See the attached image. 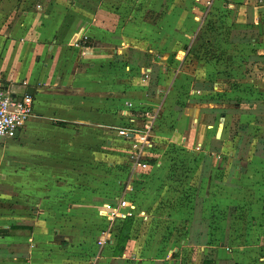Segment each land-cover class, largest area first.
<instances>
[{
  "label": "crops",
  "instance_id": "obj_1",
  "mask_svg": "<svg viewBox=\"0 0 264 264\" xmlns=\"http://www.w3.org/2000/svg\"><path fill=\"white\" fill-rule=\"evenodd\" d=\"M212 18L226 27H196ZM82 34L88 37L85 47H73ZM263 51L264 0H0V84L16 97L28 90L33 100L32 116L18 135L0 138V264H85L95 256V264H183L179 258L193 249L204 255L212 231L204 209L223 196L213 189L219 185L238 195L240 186L228 183L234 184L236 171L246 172L239 164L252 157L264 162V145H257L264 137ZM117 57L144 69L149 82L158 69L154 98L146 89L136 94L130 83L123 95L160 117L167 108L172 112L173 120L158 134L184 148L187 161L202 157L203 180L191 197L173 205L187 208L181 218L132 212L129 237L119 247L121 219L109 220L100 211L117 206L123 194L101 196L87 174L69 168L79 136L98 127L100 113L114 106V92H102L108 82L100 76ZM146 78L137 77L143 83ZM233 115L230 138L226 125ZM238 122H248L252 137L240 156ZM212 144L219 147L216 154H208ZM223 158L221 178L213 169L206 173L210 162L221 169ZM100 220L108 226L99 229ZM168 221L175 227L164 239L160 225ZM227 223L225 213L218 248L225 245L229 252L235 248L227 246ZM105 231L109 239L98 246ZM261 244L250 247L260 252Z\"/></svg>",
  "mask_w": 264,
  "mask_h": 264
},
{
  "label": "rangeland",
  "instance_id": "obj_2",
  "mask_svg": "<svg viewBox=\"0 0 264 264\" xmlns=\"http://www.w3.org/2000/svg\"><path fill=\"white\" fill-rule=\"evenodd\" d=\"M19 13L16 12L14 14V19L19 17ZM196 27L226 26L225 24L219 23L217 19L212 18L203 23L200 21L198 26L196 24ZM113 63L114 65L111 66L112 70H107L108 74L102 72L100 78H106L108 82L106 83L108 89L105 91L102 90V92L105 94H108L107 91L111 90L114 92V106L108 108L109 110L105 114L100 113V121L102 122L98 127L86 128L82 132V135L80 134L81 136L79 138L82 139L70 151L72 158L69 163V168L80 172L79 174H87L89 179H91L90 184L95 186V191L100 190L99 193L101 196L105 195L106 197L108 193L110 195L125 193L127 198L129 197L128 200L133 203V213L139 214L141 210H145L147 213L150 211L152 214L154 213L161 217L170 213L181 218L185 214L187 215V208L185 210L178 209L180 214L184 212V215H180L173 205L178 200H187V197H191L193 194L192 188L196 184L200 185L203 182V180L201 181L198 178V169L202 165V157L197 154L187 161L184 148L175 145L174 142H167V139L164 138L165 136L158 134L161 130H164L162 125L166 128L173 120V114L167 108L165 115L162 114L160 117L158 113L155 116L152 128L148 133V139L153 144L152 148H146L143 152V157L148 166L139 173L132 175L128 182L131 162L130 156L135 152L132 145L138 144V136L143 134L146 123V119L144 116H141V113L144 111H153V109L140 106V102L136 103V105L133 104L131 108L128 107L127 109L126 103L129 102V99L123 95V89L129 87L130 83L133 87L131 88L135 90L136 94L146 89L149 92L148 97L154 98L153 92L158 85L156 80L158 79V69L153 70V80L149 82L148 78H146L147 72L138 67L135 62L128 64L124 59L117 57L113 59ZM125 74H128V78L123 77ZM140 75L147 79L146 83L137 79ZM115 81H119L120 85L114 84ZM133 99L135 98L133 97ZM130 118H133L134 121L131 122ZM236 120L237 115H233L227 119L226 128L230 138L234 136L233 132L236 126ZM121 130L130 131L128 138H125L124 134L120 133ZM199 147L200 145H197L195 151H198L197 149ZM224 160L225 158L219 160L221 169H214L213 166L211 168V162L207 164L208 170L206 173H209V171L211 173L212 170L210 169H213L212 172H214L215 178H221V173L224 170L223 166L226 163ZM157 162H160V165L157 166ZM242 162L239 165L245 168L247 167L246 172L241 174L236 171L232 177L233 185L235 186L227 182L230 185L229 188L236 187L234 189H237L240 186L241 192L238 195L231 196L233 194L228 188L225 189L222 187V189H218L219 185H217V188H214L212 192H215L218 195L217 197L223 196L221 198L219 197L217 203H213L204 209V213L211 218L212 231L209 237L210 244L212 246H219L222 237L220 233H222L223 218L225 213L227 214L229 211L227 205L232 204L237 207L228 225V230L231 232V239H229L230 243L227 245L235 249L228 252L225 249V245H223V248L219 247L218 254L220 256L222 255V257L214 262V264H264V260L261 261L258 259L259 256H264V197H262L264 191H261L260 196H255L254 194L255 187L261 186L264 181L262 177L264 162H260L257 157H252ZM214 163L216 162L214 161ZM205 182L207 183V180ZM127 185H130L129 190L125 189ZM141 187L144 190L140 191L142 189ZM146 188L149 189L146 191ZM197 194H203V192H197ZM112 207L116 206L114 205ZM253 219H257V224L259 225L253 226L251 224ZM99 224V229H104L108 226L106 225V220H100ZM160 226L165 239L167 238V233L171 228L175 227V224L168 221L167 223L162 222ZM179 226L182 227L181 224ZM143 227L142 225L141 228ZM155 227L156 225H152L148 229L154 230ZM233 236L239 238L237 239V237L234 238ZM258 236H263L262 240H258ZM251 243L258 245L262 243L261 245L263 246L260 252H253V249H258L259 246L250 247ZM240 246L244 249H239ZM192 251V255L189 257L184 256L180 259L177 256V260L179 258L178 263L201 264L202 252L196 249ZM187 258H189V262L184 260ZM233 259L236 260V263H233Z\"/></svg>",
  "mask_w": 264,
  "mask_h": 264
},
{
  "label": "built area",
  "instance_id": "obj_3",
  "mask_svg": "<svg viewBox=\"0 0 264 264\" xmlns=\"http://www.w3.org/2000/svg\"><path fill=\"white\" fill-rule=\"evenodd\" d=\"M208 3H210V0H208ZM87 41L88 37L82 34L78 36L71 45L75 48H83L87 44ZM126 105L127 107H132V103L130 102H127ZM32 106L33 100L30 94H25L21 97L13 96L8 88H5L0 84V138H15L25 126L27 120L32 116ZM156 115L157 113L152 111H144L141 113V116L145 117L146 123L144 125L143 134L138 136V144L132 145L135 152L130 156L131 162L128 182L132 175L139 173L148 166L143 157V152L146 148L153 147L152 142L148 139V133L152 128ZM130 121L133 122L134 119L130 118ZM120 133L124 134L125 138H128L130 131L121 130ZM129 188L130 185L125 187L126 190H129ZM133 208V204L127 199V196L124 193L123 196L119 198L116 207L111 208L109 205H105V208L100 212L109 220H112L113 218L123 219L126 216L131 215ZM140 215L143 216V213ZM105 232L106 233H103V235L96 241L98 246H102L109 239L108 231ZM95 259L96 256L89 259L85 264H95Z\"/></svg>",
  "mask_w": 264,
  "mask_h": 264
},
{
  "label": "trees",
  "instance_id": "obj_4",
  "mask_svg": "<svg viewBox=\"0 0 264 264\" xmlns=\"http://www.w3.org/2000/svg\"><path fill=\"white\" fill-rule=\"evenodd\" d=\"M155 93V90L153 92V95ZM149 95V92H148ZM262 118V117H261ZM260 117H257V115H255V123L259 122V120L261 119ZM264 120V117H263ZM237 131L242 133V139H241V144L239 147V156L248 149V146L251 144L252 142V137L247 134L248 131V122L246 123H237ZM262 134H264V127H263V131ZM261 139V138H260ZM215 143H219V142H215ZM262 144L264 145V137H262L261 140H259L257 142V145ZM256 148V146H255ZM257 151H260V146H257ZM217 152H219V147L214 146L213 144L210 146V149L208 151V154H216ZM259 155L264 158V148H262V151L259 152ZM262 177L264 178V173L262 174ZM261 191H264V181L261 184V187H258L256 189V194L257 196L261 195ZM264 192L262 193V196ZM237 207L236 205H231L228 207V212H227V219H228V225L230 222V218L232 217V214H234V212L236 211ZM121 227L119 229V237H118V242H117V247L121 246L122 244H124L127 240V238L129 237V231L131 229V225H132V221H133V216L129 215L126 216L125 218L121 219ZM19 228H24V227H19ZM220 259V257L218 256V245L216 246H212L210 243L208 244V248L205 252V254L203 255L201 264H214V262L218 261Z\"/></svg>",
  "mask_w": 264,
  "mask_h": 264
},
{
  "label": "water",
  "instance_id": "obj_5",
  "mask_svg": "<svg viewBox=\"0 0 264 264\" xmlns=\"http://www.w3.org/2000/svg\"><path fill=\"white\" fill-rule=\"evenodd\" d=\"M149 70V69H148ZM29 92H28V90H27V94H28ZM14 96V95H13Z\"/></svg>",
  "mask_w": 264,
  "mask_h": 264
}]
</instances>
